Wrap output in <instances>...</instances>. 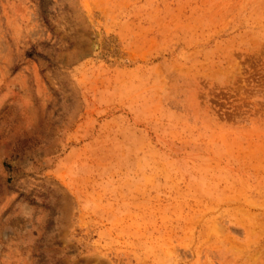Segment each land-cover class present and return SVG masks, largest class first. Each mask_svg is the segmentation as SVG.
Returning a JSON list of instances; mask_svg holds the SVG:
<instances>
[{"label": "rangeland", "instance_id": "obj_1", "mask_svg": "<svg viewBox=\"0 0 264 264\" xmlns=\"http://www.w3.org/2000/svg\"><path fill=\"white\" fill-rule=\"evenodd\" d=\"M0 264H264V0H0Z\"/></svg>", "mask_w": 264, "mask_h": 264}]
</instances>
